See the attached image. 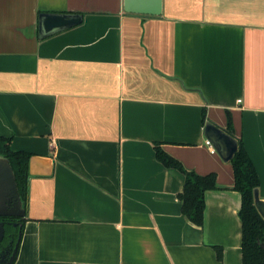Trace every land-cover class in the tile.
I'll return each instance as SVG.
<instances>
[{
	"label": "crops",
	"instance_id": "crops-1",
	"mask_svg": "<svg viewBox=\"0 0 264 264\" xmlns=\"http://www.w3.org/2000/svg\"><path fill=\"white\" fill-rule=\"evenodd\" d=\"M41 12L82 19L40 37ZM227 114L264 202V0H0V134L30 153L10 264H241L232 165L204 135ZM155 145L215 174L201 225Z\"/></svg>",
	"mask_w": 264,
	"mask_h": 264
},
{
	"label": "trees",
	"instance_id": "trees-1",
	"mask_svg": "<svg viewBox=\"0 0 264 264\" xmlns=\"http://www.w3.org/2000/svg\"><path fill=\"white\" fill-rule=\"evenodd\" d=\"M205 120V113L203 112ZM230 132V117L227 114V125L224 128ZM237 150L229 161L233 169L232 188L240 193V207L238 216L241 222V264H264V218L258 212L253 201V189L258 186V175L255 167L238 140ZM155 156L167 167H174L184 175L183 188L178 193L181 200V212L193 223L202 224L205 205V192L218 188L215 174L209 172L198 174L186 169L180 161L165 152L159 145H155ZM0 154L6 156L15 175L16 186L22 205L26 208L28 159L30 153L12 149L9 137L0 134ZM4 221V238H15L21 231L23 217L0 216ZM13 221H17L13 224ZM20 222V225L19 223Z\"/></svg>",
	"mask_w": 264,
	"mask_h": 264
},
{
	"label": "water",
	"instance_id": "water-1",
	"mask_svg": "<svg viewBox=\"0 0 264 264\" xmlns=\"http://www.w3.org/2000/svg\"><path fill=\"white\" fill-rule=\"evenodd\" d=\"M162 0H123L125 11L137 13L159 14ZM82 15L76 12H41L38 15V34L40 37L65 29L81 21ZM204 135L210 141L215 151L224 159L232 158L237 150V138L212 121H206ZM254 204L264 218V202L258 195L257 187L253 189ZM25 208L19 198L15 175L9 159L0 154V216H24ZM17 221H13L16 224ZM20 225V222H18ZM4 221L0 220V244L4 238ZM19 235L11 248L8 257L0 248V264H10L14 258ZM11 240L9 241V243Z\"/></svg>",
	"mask_w": 264,
	"mask_h": 264
},
{
	"label": "flooded vegetation",
	"instance_id": "flooded-vegetation-1",
	"mask_svg": "<svg viewBox=\"0 0 264 264\" xmlns=\"http://www.w3.org/2000/svg\"><path fill=\"white\" fill-rule=\"evenodd\" d=\"M11 240L13 239V237L12 238H10ZM12 244V243H11ZM3 248V250H6L5 251V255H6V257H8L9 256V254L11 253V245L9 244H7L6 245V242L4 241V240H2V242H1V244H0V248Z\"/></svg>",
	"mask_w": 264,
	"mask_h": 264
},
{
	"label": "built area",
	"instance_id": "built-area-1",
	"mask_svg": "<svg viewBox=\"0 0 264 264\" xmlns=\"http://www.w3.org/2000/svg\"><path fill=\"white\" fill-rule=\"evenodd\" d=\"M205 142L209 146L210 150L214 151V148H213L212 144L210 143V141L207 139Z\"/></svg>",
	"mask_w": 264,
	"mask_h": 264
}]
</instances>
